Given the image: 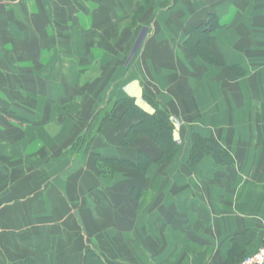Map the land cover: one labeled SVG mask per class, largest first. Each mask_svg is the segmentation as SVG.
<instances>
[{
    "label": "crops",
    "instance_id": "crops-1",
    "mask_svg": "<svg viewBox=\"0 0 264 264\" xmlns=\"http://www.w3.org/2000/svg\"><path fill=\"white\" fill-rule=\"evenodd\" d=\"M146 89L165 164L146 133L123 144ZM194 135L225 160L193 164ZM263 233L264 0H0V264H231Z\"/></svg>",
    "mask_w": 264,
    "mask_h": 264
},
{
    "label": "trees",
    "instance_id": "trees-1",
    "mask_svg": "<svg viewBox=\"0 0 264 264\" xmlns=\"http://www.w3.org/2000/svg\"><path fill=\"white\" fill-rule=\"evenodd\" d=\"M151 3V0H142V8H147ZM217 23L215 22V19H211L207 24H200L192 28L191 35L188 38V42L191 41L194 38H199V43L201 42V39L203 41L206 40L207 43H211L210 40H212L211 31L212 28L215 27ZM210 28V29H209ZM204 55H208L212 58V56L205 52ZM144 98L155 107V113H147L144 110L140 109L133 99H129L124 101L122 104H125V107L128 111H131L132 113L136 114L140 121L135 123L131 129L127 132L125 139L123 141V144L125 145H131L133 144L138 137L141 134L146 133L153 141H155L160 148L162 149V155L158 157L157 161L160 164H165L168 161H170L174 155L176 154V143L173 139V129L174 125L172 121L170 120V111L169 109L158 99L155 97V95L149 91H144ZM111 107L112 105H108L106 109H104L103 113H98L95 118L92 120L85 138H82L79 145H83L88 140L93 138L105 125V122L107 120L115 121L116 117L111 115ZM214 155L220 157V159L225 160L223 158L226 157L227 153L226 150L218 144L214 140L206 139L203 137H200L199 135H194V145H193V151L191 154V161L193 164L198 163L199 160L206 156V155ZM143 155V154H142ZM142 156V159L136 164V168H141L143 166H147L149 163H151V157L149 155ZM148 159V160H147ZM104 160V159H103ZM106 164H109L108 168H105L104 163L98 164V170L100 172H108L110 173L116 165L119 164V161L117 159H107ZM246 257V256H245ZM245 257L233 261L231 264H235L237 262H240Z\"/></svg>",
    "mask_w": 264,
    "mask_h": 264
},
{
    "label": "built area",
    "instance_id": "built-area-1",
    "mask_svg": "<svg viewBox=\"0 0 264 264\" xmlns=\"http://www.w3.org/2000/svg\"><path fill=\"white\" fill-rule=\"evenodd\" d=\"M235 264H264V233L260 247Z\"/></svg>",
    "mask_w": 264,
    "mask_h": 264
},
{
    "label": "rangeland",
    "instance_id": "rangeland-1",
    "mask_svg": "<svg viewBox=\"0 0 264 264\" xmlns=\"http://www.w3.org/2000/svg\"><path fill=\"white\" fill-rule=\"evenodd\" d=\"M145 31H148V29L146 28V29H144Z\"/></svg>",
    "mask_w": 264,
    "mask_h": 264
}]
</instances>
